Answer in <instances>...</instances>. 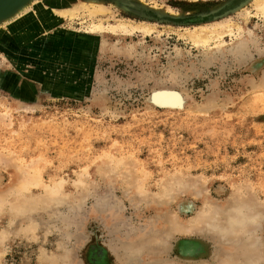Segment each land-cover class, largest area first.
<instances>
[{
  "label": "rangeland",
  "instance_id": "rangeland-1",
  "mask_svg": "<svg viewBox=\"0 0 264 264\" xmlns=\"http://www.w3.org/2000/svg\"><path fill=\"white\" fill-rule=\"evenodd\" d=\"M256 4L30 0L0 21V264H264Z\"/></svg>",
  "mask_w": 264,
  "mask_h": 264
},
{
  "label": "bare ground",
  "instance_id": "bare-ground-1",
  "mask_svg": "<svg viewBox=\"0 0 264 264\" xmlns=\"http://www.w3.org/2000/svg\"><path fill=\"white\" fill-rule=\"evenodd\" d=\"M28 0H0V6H2V5H8V7H10V5H13L14 3H19V2H21L20 4H17L16 6H13L11 9H9V11L7 10L5 13H6V20H9L10 18H12L13 17V15H17L19 12H21V11H23V10H25L26 8H27V6H28ZM38 1V0H37ZM41 1V0H40ZM256 5H257V7H258V9H260L262 12H263V14H264V0H256ZM32 4H34V3H32ZM7 7V8H8ZM37 7V6H36ZM95 7V6H94ZM7 8H5V9H7ZM38 8V7H37ZM100 10V9H99ZM99 10H96L97 12H99ZM68 11V10H67ZM74 11V10H73ZM25 12V11H24ZM36 12V11H35ZM38 12V11H37ZM4 13V14H5ZM69 13V12H68ZM62 16V15H61ZM22 17H24V16H22ZM214 29V28H213ZM204 31L205 30H202V31H200V32H198V33H194V34H190V37L194 40V41H196V43H201V42H207V41H209L210 40V38L211 37H213V36H208V34H206L205 35V33H204ZM230 32V31H229ZM231 33V32H230ZM212 35H214V37L215 38H221V37H223L224 35H225V33L224 32H220V31H218L217 29H215L214 31H213V33H212ZM173 90V89H172ZM167 91V90H166ZM174 95V94H173ZM158 96V95H157ZM158 98V97H157ZM164 98H166V97H164ZM180 98H181V96H180ZM185 98V97H184ZM182 99V98H181ZM170 100H173V98H172V96H170ZM175 101V100H174ZM173 101V102H174ZM172 102V103H173ZM177 102V101H176ZM184 102V101H183ZM164 103V102H163ZM175 103V102H174ZM168 104H169V102H168ZM171 104V103H170ZM51 194L54 196V195H57V191L56 190H53L52 192H51Z\"/></svg>",
  "mask_w": 264,
  "mask_h": 264
},
{
  "label": "water",
  "instance_id": "water-1",
  "mask_svg": "<svg viewBox=\"0 0 264 264\" xmlns=\"http://www.w3.org/2000/svg\"><path fill=\"white\" fill-rule=\"evenodd\" d=\"M30 0H28V2H29ZM27 2V1H26ZM27 2V3H28ZM21 2H19V3H14L13 5H10V7H8V5H2V6H0V21L1 20H6V11L8 10L9 11V9H11L13 6H16L17 4H20ZM8 7V8H7ZM5 8H7V9H5ZM5 13V14H4ZM14 16V15H13ZM164 92H158L157 94H155L156 96L157 95H159V94H163ZM156 96L154 97V98H156ZM153 103L155 104V105H158V106H160V107H179L180 106V104L179 105H177V106H172L171 104H166V103H155L154 102V100H153Z\"/></svg>",
  "mask_w": 264,
  "mask_h": 264
},
{
  "label": "flooded vegetation",
  "instance_id": "flooded-vegetation-1",
  "mask_svg": "<svg viewBox=\"0 0 264 264\" xmlns=\"http://www.w3.org/2000/svg\"><path fill=\"white\" fill-rule=\"evenodd\" d=\"M200 247L197 245V244H190V245H188L187 246V250H186V253L188 254V255H194V253L196 252V251H198V249H199Z\"/></svg>",
  "mask_w": 264,
  "mask_h": 264
}]
</instances>
